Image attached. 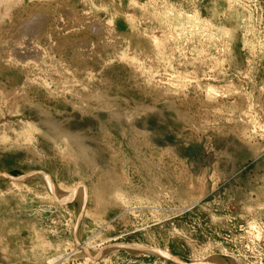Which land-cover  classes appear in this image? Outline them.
Listing matches in <instances>:
<instances>
[{"label": "rangeland", "instance_id": "obj_1", "mask_svg": "<svg viewBox=\"0 0 264 264\" xmlns=\"http://www.w3.org/2000/svg\"><path fill=\"white\" fill-rule=\"evenodd\" d=\"M120 244L264 264V0L0 7V264H174Z\"/></svg>", "mask_w": 264, "mask_h": 264}, {"label": "water", "instance_id": "obj_2", "mask_svg": "<svg viewBox=\"0 0 264 264\" xmlns=\"http://www.w3.org/2000/svg\"><path fill=\"white\" fill-rule=\"evenodd\" d=\"M2 177L10 179V180H13V181H17V182H26L29 179L43 178L45 181H47L49 184H51V179L47 175H45L43 173L42 174L41 173H36V174H32V175H26V176H21V177H18V178H13V177H10L8 175H3ZM67 202H68V199L59 200L58 201V203L61 204V205H65V204H67ZM113 249H119V250H124V251L140 253V254H144V255L156 256L158 258H162V259L168 260V261H170V262H172L174 264H220V263H218L215 260H208V261H205L203 263H188V262H185V261H183V260H181V259H179L177 257H174V256H172V255H170L168 253H165L164 251L157 250V249H150V248L137 246V245L120 244V245L110 246L106 250H113ZM94 258L99 259V255H96Z\"/></svg>", "mask_w": 264, "mask_h": 264}, {"label": "bare ground", "instance_id": "obj_3", "mask_svg": "<svg viewBox=\"0 0 264 264\" xmlns=\"http://www.w3.org/2000/svg\"><path fill=\"white\" fill-rule=\"evenodd\" d=\"M8 2V0H0V5L2 6V4ZM0 6V7H1ZM7 6V5H6ZM40 16H35L31 21H29L28 23L25 24L24 28L27 30L29 29L30 27L33 26V24L35 22H37V19H39ZM30 53V51L28 52ZM27 54V53H26ZM47 183V182H46ZM52 184V183H51ZM50 184V185H51ZM49 185V184H48ZM50 190L53 192L52 195L54 197H56L59 200H66L69 198V196H71L70 194L74 191H71L69 189H64V188H57L56 190L52 189V187L50 186ZM67 197V198H66ZM79 198V197H78ZM167 253V252H165ZM215 261H218V260H215ZM219 262V261H218ZM191 263H202V262H195V261H192Z\"/></svg>", "mask_w": 264, "mask_h": 264}]
</instances>
